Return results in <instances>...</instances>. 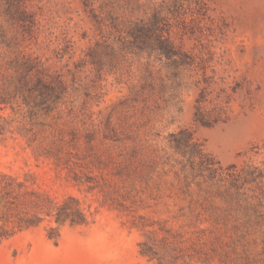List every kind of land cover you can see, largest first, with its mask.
Masks as SVG:
<instances>
[{"label":"rangeland","instance_id":"obj_1","mask_svg":"<svg viewBox=\"0 0 264 264\" xmlns=\"http://www.w3.org/2000/svg\"><path fill=\"white\" fill-rule=\"evenodd\" d=\"M0 173L90 221L0 264H264V0H0Z\"/></svg>","mask_w":264,"mask_h":264},{"label":"trees","instance_id":"obj_2","mask_svg":"<svg viewBox=\"0 0 264 264\" xmlns=\"http://www.w3.org/2000/svg\"><path fill=\"white\" fill-rule=\"evenodd\" d=\"M38 88L35 86L34 90H40L42 96H47L50 94V90H53L49 86H46V90ZM55 96L56 99L61 98L58 93ZM43 103L41 102V105ZM0 188L2 199L9 211L2 218L5 222L13 224L12 226L0 225V243L19 231L39 226L45 220V216L53 219L59 226L66 224L71 226L88 225L90 223L81 201L73 196H69L59 203L47 193L30 189L25 182L5 173H0ZM237 206L242 207V204L237 201ZM252 209L259 214L256 217L257 220L264 219V214L257 210V206L253 205ZM55 231L56 228H51V239L55 238ZM141 246L142 255L149 256L151 259L158 258L162 262L151 242H143ZM262 254L264 258V248Z\"/></svg>","mask_w":264,"mask_h":264}]
</instances>
